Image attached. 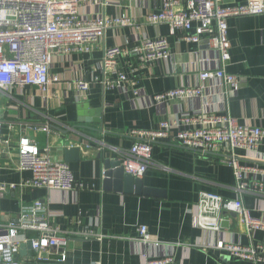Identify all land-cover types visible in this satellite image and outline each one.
<instances>
[{
	"label": "crops",
	"instance_id": "1",
	"mask_svg": "<svg viewBox=\"0 0 264 264\" xmlns=\"http://www.w3.org/2000/svg\"><path fill=\"white\" fill-rule=\"evenodd\" d=\"M79 0L82 18L127 15L131 25L106 30L102 46L112 48L143 38L164 36L169 42V57L150 69L133 74L139 96L129 88L109 90L102 84L99 64L102 48L84 55L56 58L50 73L60 81L50 86L46 95L25 89L21 96L9 100L0 95L3 140L0 146V183H16L27 174H18L14 166L18 125L48 127L49 133L29 131L38 148L47 149L52 159L63 162L62 149L77 147L79 160L68 164L81 188L68 193L45 189L9 193L0 202L5 220H12L19 209L18 197L25 204L36 200L58 215L52 223L61 231L81 224L102 239H71L66 246L64 264H146L151 259L172 256L175 264H254L233 259L216 250L215 241H230L253 247L264 244V231H247L233 213H223L226 226L213 233L196 228L193 216L199 193H213L224 200L239 201L250 215L264 223V195L251 191L239 193L232 169L222 154L203 155L183 149L175 132L152 144V162L140 181L155 195L124 194L103 189V159L120 158L136 141V131L155 130L160 122L182 114H223L239 125L264 130V14L232 17L227 20L230 60L226 73L242 79L233 91L221 81L199 80L207 69L222 67L205 40L199 44L180 41L167 25H151L150 13H157L161 0ZM264 0H225V4L244 5ZM95 77L98 78L95 81ZM75 81L89 83L83 93L74 88ZM177 87H202V95L193 99L157 102L155 97ZM3 96V97H2ZM85 106V107H84ZM84 107V108H83ZM10 127H12L10 129ZM100 155V157H99ZM11 157L12 164L7 159ZM228 159L230 157H227ZM241 164L264 166V146L256 151L236 150ZM246 179L260 180L256 173ZM146 227L151 243L139 241V228ZM21 255L22 264H35ZM264 264V263H261Z\"/></svg>",
	"mask_w": 264,
	"mask_h": 264
},
{
	"label": "built area",
	"instance_id": "2",
	"mask_svg": "<svg viewBox=\"0 0 264 264\" xmlns=\"http://www.w3.org/2000/svg\"><path fill=\"white\" fill-rule=\"evenodd\" d=\"M92 4L105 5L98 0H92ZM254 14H264V1L230 5L223 0H161L158 12L150 13L147 22L156 26L167 25L171 35H177L180 41L186 43L199 44L205 40L222 67L205 70L199 74V80L203 83L218 80L237 91L242 79L224 70L230 60L227 20ZM130 25L126 14L116 18H82L79 0H0V95L15 100L25 89H36L46 95L50 86L60 81L58 75L50 73L56 58L84 55L102 48L99 69L103 86L109 90L127 87L133 96H139L137 81L130 78L125 69L140 74L168 59L169 42L166 37L159 35L112 48L102 46L107 29ZM74 88L83 93L89 89V83L75 81ZM202 89L177 87L158 94L155 100L170 102L193 99L202 95ZM29 131L49 133L48 127L18 125L17 159L14 164L11 157L7 161L18 174H27L28 177L16 183H0V202L16 191L24 194L25 191L45 189L68 193L81 188L69 165L52 159L47 149L41 151L28 135ZM172 132H175V140L185 150L203 155H224L239 193L251 191L256 195H264V166L251 168L233 158L236 150L252 152L264 146V130L256 126L239 125L226 113L197 116L186 113L160 122L155 130L133 132L136 141L121 153L124 172L141 179L152 162V144L167 139ZM7 144L3 140L0 114V146ZM250 172L256 173L261 179L249 181L246 174ZM18 206V212L12 220L4 219L0 207V264H22L21 245H25L26 251L31 253L28 259L35 264H64L67 261L66 246L69 240L102 239L84 227L80 219L75 222V229L61 231L52 223L54 215L58 214L49 211L38 200L25 204L19 196ZM229 212L237 217L247 231H264V223L251 216L239 201L224 200L206 192L198 195L196 213L192 217L194 226L219 233L224 221L222 214ZM138 231L139 241L150 244L146 227L142 226ZM213 247L233 259L264 263V244L253 247L220 240L215 241ZM146 264L175 263L173 257L168 255L151 259Z\"/></svg>",
	"mask_w": 264,
	"mask_h": 264
},
{
	"label": "water",
	"instance_id": "3",
	"mask_svg": "<svg viewBox=\"0 0 264 264\" xmlns=\"http://www.w3.org/2000/svg\"><path fill=\"white\" fill-rule=\"evenodd\" d=\"M61 151L63 153V163L70 164L79 160V148L70 146L63 148ZM103 189L124 194L155 195L154 190L143 187L142 181L124 172L120 158L115 159L113 157L103 159ZM222 225L226 226L225 223H222ZM20 254H26L25 245H21Z\"/></svg>",
	"mask_w": 264,
	"mask_h": 264
},
{
	"label": "rangeland",
	"instance_id": "4",
	"mask_svg": "<svg viewBox=\"0 0 264 264\" xmlns=\"http://www.w3.org/2000/svg\"><path fill=\"white\" fill-rule=\"evenodd\" d=\"M80 4V3H79ZM91 18V17H90ZM3 97V96H2Z\"/></svg>",
	"mask_w": 264,
	"mask_h": 264
}]
</instances>
